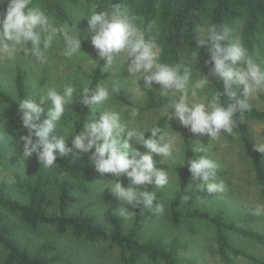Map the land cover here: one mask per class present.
<instances>
[{"label":"clouds","instance_id":"9594fccd","mask_svg":"<svg viewBox=\"0 0 264 264\" xmlns=\"http://www.w3.org/2000/svg\"><path fill=\"white\" fill-rule=\"evenodd\" d=\"M32 0H7L6 8L0 14V58L15 61L18 54L31 57L40 65L48 63V52L57 41L61 29L54 26L53 20L40 8H29ZM86 31L91 36V44L97 53V59H91L94 67L100 66V71L109 72L117 58L127 63L130 76L137 77L136 95L143 96L139 80H143V89H153V83L160 86L159 94L167 97L169 93L178 95L170 106H166L169 119L175 118L182 127L192 134L207 136L208 142L220 138L223 133L234 135L235 117H241L252 110L250 99L259 93H264V69L257 65L240 41H231V29L228 26L210 24L198 28L197 44L206 46L209 58L204 61L208 67L207 74H200L195 80L191 97L205 93L210 85V78L219 77L223 81V92L213 93L211 98L203 96L201 102H192L187 92L190 74L185 70L181 73L179 64L160 62V47L155 39L146 40L134 24L135 17L122 12L119 4H113L108 10L91 11L87 15ZM72 35H65L59 55L71 59L85 54L81 50V33L77 25ZM85 38V37H84ZM83 38V39H84ZM89 56V55H88ZM233 85L243 86L242 98L237 95ZM75 85L65 84L61 90L48 88L41 100L50 101L46 118L44 107L34 99H22L17 106L22 127L26 134L19 136L22 155L25 159L36 155L44 168H51L58 157H65L74 150L80 154L91 153L90 161L95 170L101 174H111L115 183L111 192L122 201L118 209L120 215L131 218L135 215L130 209L140 208L151 214L160 216L164 213L163 203L157 201L155 191H144L142 187L154 185L163 188L169 183L168 172L156 166L153 154L160 158H171L174 152H180L177 138L162 131L158 126L152 127L146 138L145 131L137 127H129L122 118L121 111L105 108L92 122H85L83 130L73 136L72 146L66 145L67 130L63 135L57 134L66 106L74 103ZM119 89L114 85L111 90L103 83H97L94 88L87 84L79 92V103L88 109L99 108L109 101L113 93ZM226 97L221 102V97ZM174 112L169 115L168 109ZM131 118L140 115L139 109L132 108ZM199 141V140H197ZM193 147V153L206 151L201 143ZM133 145L142 146L141 152ZM253 148L264 154V143H257ZM78 157V156H77ZM163 163V160H160ZM183 166V164H181ZM193 181H201L196 187L206 189L209 195L224 193L226 185L217 181L218 164L205 155L187 162ZM124 177L129 181L127 187L118 179ZM191 186V185H190ZM192 187V186H191ZM189 199L188 196L183 197ZM124 205L129 206L125 208ZM255 215L264 214V205L255 208Z\"/></svg>","mask_w":264,"mask_h":264},{"label":"trees","instance_id":"16d2710c","mask_svg":"<svg viewBox=\"0 0 264 264\" xmlns=\"http://www.w3.org/2000/svg\"><path fill=\"white\" fill-rule=\"evenodd\" d=\"M76 4L80 0H68ZM96 4L95 11L108 10L111 5L119 4L122 12L136 16L140 21V33L146 40L155 39L160 47V62L168 64H179L181 73L186 70L190 74L187 88L194 84L200 74L208 72L204 61L209 58L206 46L197 44L199 36L198 28L210 24L228 26L231 29L230 40L240 41L248 50L253 61L264 69V0H88ZM7 0H0V14L6 8ZM40 8L53 20L54 26L76 25L69 17L62 0H32L29 8ZM2 18V17H0ZM138 26V23L136 24ZM78 29V26H77ZM104 61L96 67L89 85L94 88L98 80L105 75L100 71ZM27 72L17 67L14 77L16 96H12L0 90V101L10 111V128L18 135L26 134L22 127L17 106L20 100L29 98L27 88ZM210 85L203 95L211 98L213 93L223 92V81L219 77L210 78ZM155 84V83H153ZM237 95L242 98L243 86L233 85ZM111 90V88H109ZM112 97L130 106H136L123 90L113 93ZM227 98L221 97V102ZM167 97H157L153 89L146 91L143 110L161 107L168 102ZM76 115L73 133L69 136L66 145L72 146L74 135L79 134L83 124L88 118L95 114L93 109L79 103V99L72 105L66 106L62 121L66 122ZM264 119V109L252 107L251 111L245 112L243 116L238 113L235 117L236 127L234 135L239 137L242 146L251 161L254 178L260 187L264 197V154L253 148L257 144L251 135L247 124L250 120ZM168 119L166 116L158 120L156 126L166 133ZM177 130L188 131L184 127H174ZM59 134V128L57 129ZM151 133H145L146 138ZM193 143L185 138L183 142V166L176 167L179 178L180 192L172 203L169 204L171 218L174 224L179 222L180 213L176 206L180 198L185 194L188 183L192 180L187 162L196 159L201 153H193ZM3 141L0 138V152ZM69 153L65 157H58L56 161L58 181L57 190V213L50 212L51 198L44 185L40 173L33 174L26 171L23 175L15 174L12 186L16 192L0 180V207L17 215L20 220L31 226L48 225L54 228L57 234L69 233L75 239H83L91 242L104 241L115 245L119 249L118 259L122 264H138L142 258L151 261H162L164 264H197L193 259L181 255L186 251L188 244L178 237L171 238L165 242L161 237L148 234L138 225L125 232L123 219L119 214L109 211L107 213L109 227L103 226L81 200V195L89 191V184L99 172L93 164H87ZM91 154V153H88ZM158 168L165 169L163 164L156 163ZM225 172L217 169V177L223 176ZM145 191V186L141 188ZM137 211L140 208H136ZM186 217L198 218L208 221L215 228L217 254L219 260L224 264H232L235 259H245L253 264H264L263 259L237 247L229 240L227 231L238 234V236L254 241L256 244H264V233L256 229H250L240 225L239 220L227 221L223 212L210 214L208 211L196 208H188ZM53 244L37 245L30 249L27 244L22 243L13 226L0 212V264H53L50 259L43 256L44 252L53 250Z\"/></svg>","mask_w":264,"mask_h":264},{"label":"rangeland","instance_id":"374dc122","mask_svg":"<svg viewBox=\"0 0 264 264\" xmlns=\"http://www.w3.org/2000/svg\"><path fill=\"white\" fill-rule=\"evenodd\" d=\"M62 2L70 19L78 26V31L82 35L81 50L85 54H78L71 59H66L59 55V50L63 46L64 36L73 34V27L65 24L57 27L62 31L58 34L57 41L54 42L48 52L49 60L47 64L40 65L31 57H25L22 53L18 54L14 62L6 58H0V90L16 96L14 85L16 68L21 67L26 70L29 98L34 99L38 105H42L45 109L41 119L46 118L47 110L51 107L50 101L42 102L41 95H46L50 87H56L59 91L65 84L71 83L77 88V92L74 93V102L77 101L82 87L85 84L90 85L92 75L96 69L89 61L92 58H98L91 44V36L86 31V17L94 10L96 4L88 0H80L76 4H72L68 0H62ZM137 23L138 26L136 25ZM139 23L141 22L134 20V24L140 32ZM137 79V77L130 76L128 73L127 63L117 58L113 68L105 73L97 83H103L108 88H112L115 85L118 89L123 90L135 102L136 106L126 105L111 96L110 100L105 102L104 105L94 109L95 114L90 116L86 122H92L98 118L99 113L105 108H111L121 111L123 121L129 127H137L147 133L152 127L157 125L161 117H167L166 133L176 136L177 147L180 148V152H174L173 157L167 159L153 154V159L157 161L156 163L166 166L165 170L169 175V183L163 188L156 189L151 184L145 186V191H155L157 201L163 203L165 211L162 215L156 216L147 210L143 211L140 209L137 211L136 209H130L135 212V215L131 218L122 217L118 211L122 206V201L110 189L115 183L111 174L98 173L95 175L89 184L88 193L81 195V200L96 215L97 220L103 226L109 227L107 213L111 211L121 216L125 232L138 225L146 233L159 236L165 242H168L173 237H178L188 244L187 250L181 253L182 256L195 260L197 264H224L219 260L217 254L214 226L205 220L186 217L185 213L188 208L208 211L210 214L222 211L227 221L239 220L240 225L264 233V214H254L258 205H264V197L255 181L251 161H249L250 159L242 146V142L237 136L231 138L222 131V135L218 140L208 142L206 135L200 136L189 131L174 129V127L182 126L175 118L169 119L165 109L166 106H170L174 100L179 98L178 95L173 96L169 93L167 104L143 110L141 107L145 104L146 91L148 89H143L144 81L139 80L138 84L141 86L144 95L138 97L135 92ZM192 86L186 89L190 100L194 103L201 102L204 96L202 93L198 94L197 97H191ZM152 87L155 95L160 97V86L153 84ZM250 103L252 107L264 109V93H259L252 97ZM132 108H137L140 112V115L134 119L129 115ZM173 112L174 109L170 107L168 109L169 115ZM9 118L10 111L0 101V138L3 141V148L0 152V180L4 181L7 186L12 187L16 192V188L12 186V179L15 174L23 175L28 170L33 174L40 173L51 198L49 211L57 213L58 181L56 179V164L51 168H44L35 154L25 159L22 155L20 143H18L19 136L10 128ZM76 118L73 113L71 119L66 122L61 119L58 124L59 135H63L65 130H67L66 143L69 136L73 133ZM247 124L256 143H264V119L250 120ZM185 138H188L194 147L200 146L199 141L206 146V151L201 152V154L214 160L218 164V168L225 172L223 176L217 177V181L225 183L226 191L209 195L206 189L196 187L202 183L201 181L191 180L187 185L185 194L180 198L176 206L180 213V218L179 222L174 224L169 204L175 200L180 192L176 167L180 166L183 161V142ZM133 147L139 148L141 152L146 151L139 145H133ZM75 155L85 163L92 164L89 158L90 154H80L79 150H77ZM161 159L163 163L160 162ZM118 179L123 186H128L129 181L126 178L120 177ZM184 196H188L189 199L184 200ZM124 207L128 208L129 206L124 205ZM0 212L5 216L9 224L13 226L22 239V243L27 244L30 249L37 245L53 244L55 246L53 250L43 253V256L50 259L53 264H122L118 259L119 249L109 242H91L75 239L69 233L57 234L54 228L48 225L31 227L23 223L17 215L4 208L0 207ZM226 234L231 243L256 258L264 260V244H256L254 241L242 238L230 231H227ZM138 264L164 263L160 260L151 261L147 258H142ZM232 264L253 263L245 259H235Z\"/></svg>","mask_w":264,"mask_h":264}]
</instances>
